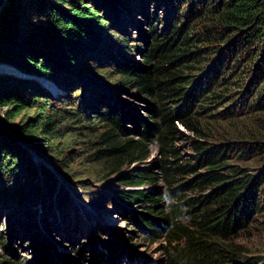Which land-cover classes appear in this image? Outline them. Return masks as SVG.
<instances>
[{
	"label": "trees",
	"instance_id": "1",
	"mask_svg": "<svg viewBox=\"0 0 264 264\" xmlns=\"http://www.w3.org/2000/svg\"><path fill=\"white\" fill-rule=\"evenodd\" d=\"M47 1L0 0V111L7 109L0 118V205L12 214H21L16 218L17 225L30 230L25 231L27 237L34 238L28 243L38 257L34 264L52 262L57 253L46 237L37 240L39 231L31 229L32 207L38 204L39 195L51 188V176L33 163L28 168L26 149L49 160L53 156L49 149L58 129L68 130L75 124L83 129L87 123L95 131L93 145L103 146L92 159L99 163L109 161L110 171H117L127 156L143 157L141 140L122 142L119 135L156 140L165 148L166 157L172 155L175 159L163 166L168 183L177 185L176 190L189 185L194 191L203 189L198 197L188 199L186 212L178 204L167 209L160 205L162 196L137 189L154 181L148 173L138 180L123 182L128 184L123 185L127 190L117 194L116 202L124 216L138 224L147 237L155 239L165 233L174 245L170 264H239L238 253L223 247L221 242L247 227L259 207L256 195L264 184V164L253 174L241 162L246 152L231 146L242 140L256 145L248 148L249 153L263 152L260 144L264 141V0H156L159 6L172 7L174 11L166 20V28L158 33V24L163 20L147 10L144 24L151 32L146 43L151 37L153 44L151 49L140 50L143 64L135 60L134 54L139 49L129 46L127 38H116L114 43L110 27H103L105 18L99 16L96 8L88 7L86 0ZM95 2L98 8L102 3L117 5L110 10L122 17L135 15L140 8L128 0ZM122 21L123 25L128 24L123 18ZM92 58L99 59L108 79L119 75L121 87L134 89L143 98L153 100L147 103L149 120L139 117L142 121L137 123L135 111L128 109L122 113L105 95L101 104L109 109L95 108L101 90L91 84L90 76L96 74V66L88 64ZM179 60H183L182 69H170ZM202 61H205L202 66H196ZM153 62L158 65L149 67ZM191 70L199 73L190 75ZM34 78L64 83L60 96L68 92L67 100H63L66 105L54 106L52 99L59 96L52 98L53 94ZM71 82L86 85L90 94L80 97L83 90L73 94L77 88ZM178 94L173 99L177 105L172 109L166 107L163 100ZM30 111H34L32 117L22 116ZM90 111L98 113L90 118ZM246 114L248 117L259 114L261 118H255L252 124V120H236ZM18 117L20 123L15 124ZM126 120L133 121L136 129L128 130ZM175 121L191 125L198 133L199 140L192 144L195 164L178 163L181 154H176L171 145L176 139ZM243 121L244 128L239 124ZM99 123L102 130H96ZM63 162L60 164L64 165ZM37 171L40 177L36 179ZM194 174L196 177L188 183L183 180ZM121 178L119 175L118 179ZM206 190L209 192L205 193ZM167 196L178 200L175 192ZM7 236L0 232V241L4 248L14 250L16 235L12 228ZM117 242L106 241L104 246L100 242L101 252L112 251L114 257L115 245L119 248ZM96 245L99 246V241L89 247L83 244L75 253L90 252ZM16 252L13 254L17 257ZM58 258L61 262L79 263L72 257ZM18 262L3 260L0 264ZM104 262L94 260V264ZM245 264L256 262L250 260Z\"/></svg>",
	"mask_w": 264,
	"mask_h": 264
},
{
	"label": "rangeland",
	"instance_id": "2",
	"mask_svg": "<svg viewBox=\"0 0 264 264\" xmlns=\"http://www.w3.org/2000/svg\"><path fill=\"white\" fill-rule=\"evenodd\" d=\"M128 1L133 5L136 4L137 6L135 7L140 6L142 10L137 8L135 15L126 13L127 15H123L124 17H122L120 14H116L110 10L112 9L111 6H117L115 4L103 5L102 3L101 7L98 8L95 0H86V5L100 11L99 16L102 19L105 18L103 27H110V34L113 35L114 40H112L114 43L117 42L116 38H127L129 46L139 49V51L134 54V58L137 62L143 64V57L140 50L151 49L153 44L151 37H149V43H146V39H148L151 32L150 27L144 24L146 22L145 14L147 10H149L151 14L156 13L157 16L163 20L158 24L157 29V32L161 33L166 28V20L169 15L172 14L174 8H168L163 5L159 6L156 0H149L148 2L146 0ZM47 2L52 3L54 1L48 0ZM122 18L128 22V24L126 23V25H123ZM28 20L30 21L31 19L29 18ZM193 23L195 22H190L191 25ZM101 34L104 35L105 33ZM116 45L119 44L117 43ZM203 63H205V61H202L201 64H197L196 66H202ZM88 64H90L91 67H94V65L96 66V74L90 76V78H92L91 84L99 87L98 91L101 90V96L96 102L98 106H95L97 110L109 109L101 104L103 102V95H105L122 113L128 109L135 111V120L137 123L142 121L139 117L149 120L150 113L147 103L153 102L152 99L148 98L147 100L143 98L138 95L134 89L130 90L129 88L121 87L120 82L118 83L120 79L119 75H115L113 78L111 77V79H108L106 71H104V68L99 64V59L92 58V62L89 61ZM157 65V62L148 64L151 68ZM182 65L183 60H179L175 63V66L170 67V69H182ZM198 73V70H191L190 75H197ZM83 74L87 75V72ZM34 79L53 94L52 98H57L59 96L57 100L52 99L54 106L60 107L61 105H66L63 100L66 98L68 92H66V95L60 96L63 93L62 87L64 83L59 85L51 80ZM179 84L180 81H177L176 85ZM71 86L77 88V90L72 92L73 94L79 90H83L80 97L84 95V93L90 94V89H86L87 86L84 84L71 82ZM106 89H108V91ZM177 96H179V94L163 100V102L166 103V107L169 109L175 107L177 102H174L173 99H176ZM84 104H86L87 107L89 106L87 103ZM62 107L68 108V106ZM6 110L7 109L4 108L0 111V118ZM33 112L34 111H30L22 116L32 117ZM97 113V111H90L89 117L92 118L96 116ZM21 117L15 120V124L20 123ZM255 118L258 120L261 118V115L257 114L256 116L248 117V114H246L238 117L236 120H247L248 122L252 120V124ZM244 121L239 123L240 126H243L242 128L245 127ZM125 123L128 130L136 129L133 121L126 120ZM89 126H91V124L87 123L86 128L80 129L78 125L75 124L68 130H64V128L58 129L57 131L59 133L55 135V140L51 145L52 147L49 149V152L53 154V156L49 157V160L43 159L40 155L33 152V150H30V148L28 150L26 149L27 147L25 148L28 155L27 158H29L28 160L25 159V164L28 168L33 164L43 167L51 176L49 181L51 188L47 193L40 194L41 196L39 195L38 204L32 207L31 210L33 213L32 223H34V227L31 229L33 232L35 230L39 231L37 233V240L41 241L43 237H46V239H48V244L50 243L51 246L55 247L57 253V256L54 257L56 258L55 260L44 263L75 264L72 260H67L68 262L66 263L65 260L61 262V259L58 258L59 256H66L74 258L79 262L78 264H94L95 259H100L103 262L106 260L104 262L105 264H111L113 259L114 263L112 264H170L171 249L174 245L170 244L165 233L155 239L147 237L146 234L141 231L138 224H135L134 221L127 220L122 212V208L118 202H116V197L120 195L121 192L127 190L123 189V185L128 184L123 182L138 180L139 177L148 173L154 178V181L145 182V184L139 186L137 189L156 192V197H163L160 203L161 206L168 209L173 204H178L180 210L186 212L188 210L187 206L190 204V202H188L190 200L188 199L198 197L203 189H201L200 192L194 191L191 190V186L189 185V187L176 190L177 185H174V183L170 185L168 183L163 173V166L165 163L175 159L172 155L171 157H166L165 148L156 140L146 141L142 138L139 139V137H123L119 135L122 142L126 140H141L143 157H139L137 154H135L134 158L127 156L123 158V163L117 171H110V169H108L110 167L109 161H102L99 163L94 161L95 159H92L96 151L102 149L103 146L100 144L93 145V142H95V135H93L95 131L89 129ZM93 126L95 128L97 126L96 130H99L98 128L102 130L101 126L103 125L99 123ZM174 126L176 128V139L171 145L173 144L176 154H181L178 163L195 164L197 160L196 152L193 150L192 144L194 141L199 140L198 133L192 129L191 125H186L181 122L175 121ZM140 129L142 130L141 127ZM49 140H51V138ZM260 145L263 148V152L256 153H249L247 151L250 147H256L255 144H249L239 140L231 145L232 147L246 152L244 161L241 162L245 165L244 167L251 170L253 174H256L264 164V141ZM63 159H65L64 162ZM57 161L59 164H57ZM61 162H63L64 165H61ZM57 165H60V168ZM108 173L109 175H106ZM35 175L37 176L35 177L36 179L40 177L39 172ZM119 175L123 176L124 179H118ZM195 177L196 174L185 176L183 180H187L188 183L189 179ZM175 180H178V178ZM128 189L134 190V188ZM173 192L176 193L177 201L167 196V194ZM208 192L209 190L205 191V193ZM256 197L259 199V207L252 213L247 227L240 228L235 235H231L221 242L223 247H229L238 253L236 256L238 257L239 264H245V262L250 260L256 262V264H264V184ZM183 202L186 205H184ZM42 208L44 211H42ZM60 211L64 212L65 215L60 214ZM20 215L18 212L12 214L3 204L0 205V232H3L4 236L8 237V230L12 228L14 235H16L15 239H13L14 250L4 248V244L0 241V261L13 260L15 262L19 261V264H34L38 257L32 245H28L34 238L27 237L29 234L25 231L30 230H24L26 227L20 228V225H17L16 218ZM51 215H53V217ZM67 216L70 217L66 219ZM79 217H81V220H79ZM43 221H45L47 225L46 228L43 227L45 225ZM97 241H99V246L96 245L90 252L86 250L84 254L76 255L75 251L78 250L79 247L81 248L83 244H87L89 247L94 245ZM106 241L109 243L113 241L114 244L115 241H118L119 248L115 245L113 249V251L117 249L114 257H112V251L106 254L101 252L100 242H102L101 244L104 246V242ZM13 251H17V257L13 254Z\"/></svg>",
	"mask_w": 264,
	"mask_h": 264
},
{
	"label": "bare ground",
	"instance_id": "3",
	"mask_svg": "<svg viewBox=\"0 0 264 264\" xmlns=\"http://www.w3.org/2000/svg\"><path fill=\"white\" fill-rule=\"evenodd\" d=\"M50 224V223H49ZM70 228H72V227H70Z\"/></svg>",
	"mask_w": 264,
	"mask_h": 264
}]
</instances>
